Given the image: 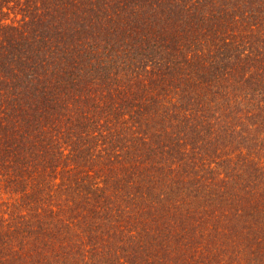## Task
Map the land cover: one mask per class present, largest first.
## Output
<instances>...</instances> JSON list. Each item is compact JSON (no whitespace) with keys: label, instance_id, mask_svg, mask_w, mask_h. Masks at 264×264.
<instances>
[{"label":"trees","instance_id":"obj_1","mask_svg":"<svg viewBox=\"0 0 264 264\" xmlns=\"http://www.w3.org/2000/svg\"><path fill=\"white\" fill-rule=\"evenodd\" d=\"M0 264H264V0H0Z\"/></svg>","mask_w":264,"mask_h":264}]
</instances>
